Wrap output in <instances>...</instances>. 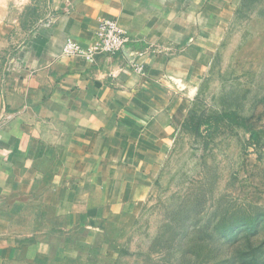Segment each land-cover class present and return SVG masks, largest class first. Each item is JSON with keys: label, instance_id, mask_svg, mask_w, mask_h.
Listing matches in <instances>:
<instances>
[{"label": "crops", "instance_id": "crops-1", "mask_svg": "<svg viewBox=\"0 0 264 264\" xmlns=\"http://www.w3.org/2000/svg\"><path fill=\"white\" fill-rule=\"evenodd\" d=\"M241 1L0 0V264L116 261Z\"/></svg>", "mask_w": 264, "mask_h": 264}, {"label": "rangeland", "instance_id": "rangeland-1", "mask_svg": "<svg viewBox=\"0 0 264 264\" xmlns=\"http://www.w3.org/2000/svg\"><path fill=\"white\" fill-rule=\"evenodd\" d=\"M251 127L264 131V0L237 7L109 264H264V133Z\"/></svg>", "mask_w": 264, "mask_h": 264}, {"label": "built area", "instance_id": "built-area-1", "mask_svg": "<svg viewBox=\"0 0 264 264\" xmlns=\"http://www.w3.org/2000/svg\"><path fill=\"white\" fill-rule=\"evenodd\" d=\"M129 38L119 24L112 19L103 21L97 32L96 42L84 51L78 44L68 42L65 52L69 55H82L86 58H94L99 54H115L125 50Z\"/></svg>", "mask_w": 264, "mask_h": 264}, {"label": "trees", "instance_id": "trees-1", "mask_svg": "<svg viewBox=\"0 0 264 264\" xmlns=\"http://www.w3.org/2000/svg\"><path fill=\"white\" fill-rule=\"evenodd\" d=\"M246 121V120H245ZM249 121V120H248ZM251 121V120H250ZM204 125L203 121H198V123L196 124V130L197 131H200L201 130V127ZM250 131H251V139L253 141H260L261 139V134L264 133V131H257L254 127H251L250 128ZM254 261V264H257V261L255 262ZM259 264V263H258Z\"/></svg>", "mask_w": 264, "mask_h": 264}]
</instances>
